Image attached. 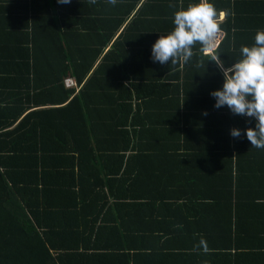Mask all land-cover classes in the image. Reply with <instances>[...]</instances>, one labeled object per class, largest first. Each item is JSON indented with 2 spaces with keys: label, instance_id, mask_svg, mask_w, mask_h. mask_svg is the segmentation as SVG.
<instances>
[{
  "label": "trees",
  "instance_id": "obj_1",
  "mask_svg": "<svg viewBox=\"0 0 264 264\" xmlns=\"http://www.w3.org/2000/svg\"><path fill=\"white\" fill-rule=\"evenodd\" d=\"M211 2L223 12L212 54L227 67L264 29V0ZM170 3L0 0V264H119L112 250L130 238L102 236L105 222L179 234L185 208L189 230L207 212L221 226L243 198L261 216L264 149L244 134L256 121L214 107L224 76L211 55L197 44L187 63L151 59L174 27Z\"/></svg>",
  "mask_w": 264,
  "mask_h": 264
},
{
  "label": "crops",
  "instance_id": "obj_2",
  "mask_svg": "<svg viewBox=\"0 0 264 264\" xmlns=\"http://www.w3.org/2000/svg\"><path fill=\"white\" fill-rule=\"evenodd\" d=\"M222 17L223 12H218L217 20ZM7 77L6 73H1L0 83L4 82ZM79 88L78 86L76 92L80 90ZM175 188L174 185L168 184L166 190ZM163 200V202L157 200L155 204L173 203L171 199ZM138 202L140 203V201ZM179 203L188 206L191 204L184 199H180ZM252 203L253 201H250L249 198L232 202L226 223H222L221 226L217 225L218 221L214 216H211V212H207L204 217L198 219L200 226L196 225L195 228L189 230L192 223L190 222L187 228L186 221L191 219V216H188L185 208L184 214L177 218L180 226L179 234L175 233L176 228L172 224L165 223L160 226L151 221L144 223L145 217L143 220L134 217V224L131 226L133 229L145 225V230L134 229L129 234L128 230L131 229H125L122 225L120 229L103 232L112 227L105 222L108 227L101 233L102 236H113L116 231L120 230L121 233L118 236H129L130 241H127L126 245H129L131 250L120 252V250H116L117 246L112 250L115 260L119 264H202L204 260L209 261V264H264V210L259 216L260 211L255 209ZM141 204L152 203L147 201L145 203L142 200ZM262 209H264V205ZM114 217L116 218L117 214H114ZM115 236L117 237V235ZM158 236L160 238H157ZM202 238L210 249L207 254L203 252L202 248L197 249L196 247ZM114 244L119 245L118 238ZM99 251L104 250L100 249Z\"/></svg>",
  "mask_w": 264,
  "mask_h": 264
},
{
  "label": "clouds",
  "instance_id": "obj_3",
  "mask_svg": "<svg viewBox=\"0 0 264 264\" xmlns=\"http://www.w3.org/2000/svg\"><path fill=\"white\" fill-rule=\"evenodd\" d=\"M61 4L71 3V0H58ZM95 4L97 0H88ZM115 5L117 0H107ZM176 9L173 16L174 27L166 33H160L151 47V59L162 65L187 63L196 54L194 49L199 44V50L211 55L209 60L215 62L224 76L222 88L213 90L210 95L215 98L217 109L227 106L231 113L254 118L255 127L244 130L251 147L264 149V29H258L255 42L251 46H241L240 59L230 66H225L219 53H214L218 47L217 40L221 25L217 20V10L211 0H199L184 6V0L178 4H169ZM207 115V113H204ZM233 137L239 138L242 132L233 127L230 130ZM197 249L205 254L210 249L202 238ZM202 264H209L204 260Z\"/></svg>",
  "mask_w": 264,
  "mask_h": 264
},
{
  "label": "built area",
  "instance_id": "obj_4",
  "mask_svg": "<svg viewBox=\"0 0 264 264\" xmlns=\"http://www.w3.org/2000/svg\"><path fill=\"white\" fill-rule=\"evenodd\" d=\"M222 35H223V33L220 32V34H219V38H218V40H217V43H218V41L220 40V38L222 37ZM64 85H65V87H67V88L77 87V83H76V81H75L74 78H66V79H64Z\"/></svg>",
  "mask_w": 264,
  "mask_h": 264
}]
</instances>
